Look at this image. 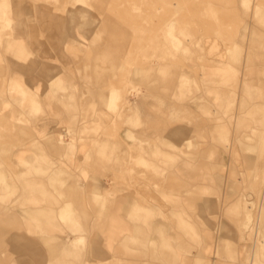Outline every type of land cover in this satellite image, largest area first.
Wrapping results in <instances>:
<instances>
[{"label": "rangeland", "instance_id": "rangeland-1", "mask_svg": "<svg viewBox=\"0 0 264 264\" xmlns=\"http://www.w3.org/2000/svg\"><path fill=\"white\" fill-rule=\"evenodd\" d=\"M0 174V264H264V0H0Z\"/></svg>", "mask_w": 264, "mask_h": 264}, {"label": "crops", "instance_id": "crops-1", "mask_svg": "<svg viewBox=\"0 0 264 264\" xmlns=\"http://www.w3.org/2000/svg\"><path fill=\"white\" fill-rule=\"evenodd\" d=\"M2 179H3V176H2V174H0V180H2ZM137 206H138L137 205V199L134 198L131 194L125 193V194L119 195L116 198V203L114 205V208L112 209L116 213L112 216L113 219L111 222V226L113 228L114 227L116 228L119 226L122 227V224H123L124 226L127 227V229H129V231L132 230L131 233L134 234V237L129 238V240H133L134 243L136 245H138V247L142 250V247H141L142 244L145 246V248L147 247L146 246L147 240H146V236H145V231L140 227L130 225V223L122 222L120 219L121 215L119 214L120 212H125V215H127L129 217L138 216V213L142 210H138ZM143 206L144 205H142V207ZM144 211L151 212L152 208L150 207ZM171 214L174 218H179V217L184 218L183 213L179 212L178 210H172ZM177 227H178V230H179V228H180V230L183 229L182 227H179V226H177ZM160 230H162V231L160 232ZM152 231H153V233H155L157 235V239L159 241L158 245H156V246L157 247L162 246L163 248L169 249L170 246H169L168 240L165 238L164 235H162V234H164L163 227L161 225L156 224L153 226ZM176 241H178V240H176ZM179 244H180V242L179 243L177 242L176 244H174V246H171L170 248H176L179 246ZM140 264H145V263H140Z\"/></svg>", "mask_w": 264, "mask_h": 264}]
</instances>
